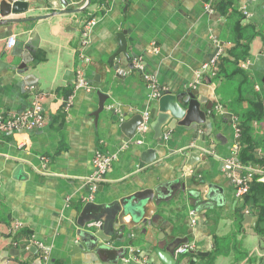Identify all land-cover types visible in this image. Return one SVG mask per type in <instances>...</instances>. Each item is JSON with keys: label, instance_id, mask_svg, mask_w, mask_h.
<instances>
[{"label": "crops", "instance_id": "0c3cea01", "mask_svg": "<svg viewBox=\"0 0 264 264\" xmlns=\"http://www.w3.org/2000/svg\"><path fill=\"white\" fill-rule=\"evenodd\" d=\"M26 1L28 11L0 15L12 20L0 24V111L27 109L37 91L46 122L0 135V264H166L163 258L169 264H264L260 208L237 196L228 163L240 144L243 113L257 98L264 103V0H232L228 13L217 0L211 9L209 0ZM89 20L94 23L82 44ZM119 33L126 54L112 59ZM239 33L249 40L246 58L233 49ZM26 49L34 60L22 67ZM80 68L89 90L77 86ZM146 76L166 92L197 89L203 108L217 107L201 125L166 129L158 139L150 126L128 137L125 118L150 112L151 122L156 115ZM252 124L264 139V117ZM98 152L114 161L93 191L88 180ZM257 152L263 160L264 141ZM179 180L188 193L201 192L204 206L195 211L186 195L180 207L172 201L170 211L157 209L146 192L160 186L170 196ZM88 201L123 203L124 233L112 232L121 224L108 209L103 230L90 228L93 215L81 216ZM145 210L161 213L169 232L160 220L144 231L134 213ZM248 214L254 222L246 221ZM96 232L103 237H92ZM174 238L193 247L176 262L157 252L158 246L172 250ZM41 244L50 248L48 259Z\"/></svg>", "mask_w": 264, "mask_h": 264}, {"label": "water", "instance_id": "95a60500", "mask_svg": "<svg viewBox=\"0 0 264 264\" xmlns=\"http://www.w3.org/2000/svg\"><path fill=\"white\" fill-rule=\"evenodd\" d=\"M91 0H88V4H90ZM30 3L26 0H1L0 1V15L2 17H5L9 15L10 13H22L29 10ZM80 10H67L66 13H76ZM45 17V16H44ZM32 19V18H30ZM12 20L4 19L0 21V24H6ZM124 33L118 34V40L120 42V46L118 50L113 54V58H117L120 53L126 54V48H125V38L123 36ZM23 64L22 67L26 66L30 61L34 60V57L29 49H26L23 54ZM100 95V104L99 109L102 110L104 107L105 99L104 97ZM204 101L200 99L197 89H192L191 87L186 88L185 90H182L181 92H172L167 91L163 95L157 98V111L154 119L150 122V126L154 132V138L158 139L161 137H165V130H175L177 126H184V127H191L192 125H201L203 123H206L207 121V112L206 111H212L217 107V104H213L212 106H208L206 108L202 107V103ZM99 110V111H100ZM95 116H97V113H95ZM144 122V118L142 115H137L132 118L127 117L125 118L124 122L122 123V128L126 132L128 137H133L135 133L138 130V127ZM194 154H191L190 157L192 158ZM202 181V179H200ZM174 191L170 196H163L160 193L161 187L158 186L155 190H148L146 193L150 194L148 195L150 200H155V205L157 209H161L164 212H168L171 210L172 201L176 204L175 207H180L178 205L184 204V201H186V195L190 196V201L193 199L195 202L191 203L189 202V205L197 206L195 211H198L199 208L204 206V200L202 197H200L201 192H197V195H193L191 193L187 192L186 185L182 182V180H179L174 185ZM145 194V193H144ZM156 194V196H155ZM147 201V200H146ZM145 201V202H146ZM122 203V202H121ZM123 205V203H122ZM122 205H120L119 202H113L112 204H109L108 207H104L103 205H100L98 203H95L93 201H88L84 204L83 210L81 212V216L85 217L89 214H92L93 217L90 218L88 221L92 220H101L103 222V225L99 228L103 230L105 227V224L107 223V220L102 218L103 213L108 209L110 212L114 211L115 216L117 215L118 222H120V217L127 214L128 208L126 206L122 209ZM123 212V213H122ZM156 212V211H155ZM122 214V215H121ZM193 214V213H191ZM134 218L137 224H142L145 227L144 231H148L150 228L152 230L155 226H158V221H162L164 226H161L160 229L163 230V232H169L166 230V227L169 226L170 222L168 220H164L161 213H155L152 215H147L146 210L145 211H137L134 213ZM246 221H253V218L251 215L245 216ZM116 221V217H115ZM119 227H113L112 232H118L119 234H123L125 231L126 226L123 225V222H120ZM97 229V228H95ZM116 229V231H115ZM162 232V231H161ZM92 237H103V232L95 233L94 235L91 234ZM167 236V233L164 234ZM157 238H160V235L157 236ZM149 241L148 243H150ZM176 242V243H175ZM187 240L185 242L179 240L177 238H174V244L172 250H164V247L158 246L157 252L163 253L165 256L170 259H172L174 262L177 256L175 255L176 249L182 245L187 244ZM161 256V255H160ZM163 256V255H162ZM163 256V257H165ZM163 260L166 262V264H169L164 258Z\"/></svg>", "mask_w": 264, "mask_h": 264}, {"label": "built area", "instance_id": "2783aa9c", "mask_svg": "<svg viewBox=\"0 0 264 264\" xmlns=\"http://www.w3.org/2000/svg\"><path fill=\"white\" fill-rule=\"evenodd\" d=\"M214 0H209L206 7L211 9V4ZM247 14L246 12H244ZM94 23V20H89L86 22L83 27V39L82 44L86 43V38L89 34V31ZM16 43V38L12 36L8 40V45L12 47ZM88 61V58H85ZM245 66V65H243ZM137 70L142 71L144 69V65L142 62L137 61L134 65ZM146 79L149 82L150 87L153 90V96L158 98L163 95L166 90L158 85L156 80L152 77L146 76ZM77 86L84 87L86 89H91V86L85 79L84 71L80 68L78 70L77 75ZM34 89V88H32ZM144 122L139 126L140 131H145L150 127V112H146L143 115ZM46 122V116L44 111L43 99L39 92L34 91V96L30 106L21 111V112H11L6 113L0 111V135L5 133H11L18 130H30L38 127H42ZM239 151V146H235V156L228 160L230 165L229 176L234 182L236 186L237 196L240 198H244V196L250 190L251 181L255 176L259 175L260 177H264V166L254 167L242 164L238 158L237 153ZM114 161V157L110 155L103 154L98 152L94 157V166L95 173L89 178L88 182L91 185V189L96 191L98 184L102 182L105 178V173L111 168L112 163ZM103 225L101 220H92L88 222V226L90 228H99ZM41 248L43 251V258L48 259L50 248L48 246L42 245ZM193 247L188 244L180 245L175 252L176 256L181 254H185L192 250Z\"/></svg>", "mask_w": 264, "mask_h": 264}, {"label": "trees", "instance_id": "16d2710c", "mask_svg": "<svg viewBox=\"0 0 264 264\" xmlns=\"http://www.w3.org/2000/svg\"><path fill=\"white\" fill-rule=\"evenodd\" d=\"M231 4L232 0H217L216 5L220 10L228 13L230 11ZM236 28L241 31L240 20L236 22ZM238 48L241 53H239V55L237 54V56L240 57L246 55V58L249 51V40L245 36L242 37L241 33L238 34L236 44L233 47V49ZM218 73H221V67L220 72ZM251 105V110L243 113V117L238 123V129L240 131V144L237 158L244 165L264 166L259 164V162H264V159L262 160L257 152V147L263 143L264 139L255 135L254 126L252 124L253 120H259L264 117V103L261 98H257L256 100L251 101ZM260 178L262 177L257 175L251 181L250 190L244 196V203L248 205L254 204L260 208L257 230L262 233L264 231V182L261 181Z\"/></svg>", "mask_w": 264, "mask_h": 264}]
</instances>
